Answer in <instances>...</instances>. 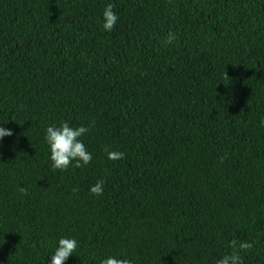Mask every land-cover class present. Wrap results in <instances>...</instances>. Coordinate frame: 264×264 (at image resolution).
<instances>
[{
	"label": "trees",
	"instance_id": "1",
	"mask_svg": "<svg viewBox=\"0 0 264 264\" xmlns=\"http://www.w3.org/2000/svg\"><path fill=\"white\" fill-rule=\"evenodd\" d=\"M62 122L90 129L88 165L53 170ZM262 122L264 0H0V264H51L62 237L65 264H216L233 240L264 264Z\"/></svg>",
	"mask_w": 264,
	"mask_h": 264
},
{
	"label": "clouds",
	"instance_id": "2",
	"mask_svg": "<svg viewBox=\"0 0 264 264\" xmlns=\"http://www.w3.org/2000/svg\"><path fill=\"white\" fill-rule=\"evenodd\" d=\"M115 5L109 3L103 11V28L107 32L113 31L116 26L118 16L113 11ZM176 39L175 33H169L166 42L171 44ZM227 75V73H226ZM264 123V122H262ZM90 129L88 127H71L68 122H62L59 127L56 125L49 126L46 129L45 140L50 148V160L52 161L53 170L64 171L75 161V167L80 168L88 165L92 160L91 153L87 150L84 143L81 141L85 133ZM11 129L0 127V140L6 136H12ZM108 159L116 161L123 159L125 154L119 151H111L105 149ZM104 181L100 180L90 187V192L93 195H103ZM22 195H27V189L20 188ZM76 191V190H74ZM233 249L239 251L251 250L254 247L253 243L231 241ZM77 241L74 238L62 237L58 241V246L54 250V255L51 256V264H65V261L76 251ZM239 251H233L230 254H225L216 264H243L242 257ZM101 264H132V261L127 258H118L109 256L101 261Z\"/></svg>",
	"mask_w": 264,
	"mask_h": 264
}]
</instances>
